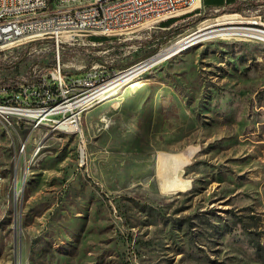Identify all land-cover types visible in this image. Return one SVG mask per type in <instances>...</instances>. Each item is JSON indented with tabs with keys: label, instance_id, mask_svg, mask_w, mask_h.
Wrapping results in <instances>:
<instances>
[{
	"label": "rangeland",
	"instance_id": "rangeland-1",
	"mask_svg": "<svg viewBox=\"0 0 264 264\" xmlns=\"http://www.w3.org/2000/svg\"><path fill=\"white\" fill-rule=\"evenodd\" d=\"M237 1L123 36L81 34L59 54L52 38H23L0 50V64L23 58L0 84L29 87L59 56L67 74L126 68L224 16L264 28V6L241 13ZM151 66L78 132L0 122V264H264V39L212 36Z\"/></svg>",
	"mask_w": 264,
	"mask_h": 264
},
{
	"label": "built area",
	"instance_id": "built-area-1",
	"mask_svg": "<svg viewBox=\"0 0 264 264\" xmlns=\"http://www.w3.org/2000/svg\"><path fill=\"white\" fill-rule=\"evenodd\" d=\"M253 1L264 6V0ZM202 4V0H95L88 5L64 8V0H0V50L23 38L37 36L52 38L59 54L60 46L73 44L81 33L123 36L142 27H154L165 18L189 14ZM149 59L121 69L94 63L74 75L63 70L59 56L51 75L37 81L34 75L29 87L14 80L0 84V107L17 114V125H10L8 119L0 122L17 128L27 119L40 117V124L34 127L51 124L55 129L78 132L81 129L73 127L76 119L153 67L147 66L133 77L118 81L127 70L145 66ZM93 87H100L98 101H88V91ZM26 150L27 141L21 140L19 152Z\"/></svg>",
	"mask_w": 264,
	"mask_h": 264
},
{
	"label": "bare ground",
	"instance_id": "bare-ground-1",
	"mask_svg": "<svg viewBox=\"0 0 264 264\" xmlns=\"http://www.w3.org/2000/svg\"><path fill=\"white\" fill-rule=\"evenodd\" d=\"M89 1H95V0H64V8H73V6L88 5ZM244 21H247V20L241 16L229 15V16H224L221 18H217V19H214L211 21L204 22L198 28H196V29L194 28L193 30H191L185 34H182V35L178 36L177 38H175L174 40L170 41L169 43L165 44L158 54H156L155 56H153L152 58H150L148 60V63L145 66H141V67L134 66V67L130 68L129 70H127L125 73H123L119 77L118 81H124L126 79H129V78L133 77L134 75L142 72L147 66H151V65H153V63L160 61L161 59H164L167 56H171V55H173V54H175L181 50L186 49L187 47H190V46H192L198 42H201V41H203L209 37H212V36H219V35H223V34H235V33L239 34L240 33V34H243L244 36L245 35L257 36L259 38L262 37L264 39V28H260V27H256V26L252 25V24L258 23L257 21H255V22H244ZM240 22H243L241 24H245L243 26H246V27H239L237 25H233L235 23H240ZM228 24H232V25H228ZM224 25H227V26L223 27ZM250 25H252L253 27ZM251 28H255V29H251ZM81 34H84V33H81ZM99 95H100V87H93L92 90L88 91V101H98ZM0 119H8V123L10 125H17V114L13 113L12 110L7 109L6 107H0ZM76 121L77 122H75L73 127L80 129L81 128V126H80L81 121L79 118H77ZM25 123L26 124L27 123L32 124L33 126L40 124V117H33L30 119H27L24 122V124ZM10 128L13 129L16 127H10ZM63 130L69 132V129H63ZM192 153L193 152L191 151V154ZM81 154H82V158H84L85 151L83 150L81 152ZM175 156L173 158H175ZM170 157H169V159H170ZM162 160H164V159H162ZM167 161H169V160L167 159ZM165 164H167V163H165ZM0 188H1V175H0Z\"/></svg>",
	"mask_w": 264,
	"mask_h": 264
},
{
	"label": "trees",
	"instance_id": "trees-1",
	"mask_svg": "<svg viewBox=\"0 0 264 264\" xmlns=\"http://www.w3.org/2000/svg\"><path fill=\"white\" fill-rule=\"evenodd\" d=\"M228 3H231L233 0H226ZM205 6H209V7H217L214 5H222V1L220 0H204ZM258 3L256 2H247V1H241L237 7L235 8L237 12H241V13H245L244 11H246L245 9L247 7H251V6H257ZM202 17L199 18H195L189 22H185L182 24H178L175 25L173 27H171L167 32H165V34L163 35V39L164 41H168L170 39H172L175 35H177L180 31L185 30L191 26H193L196 22H198ZM177 20V18H170L166 23V26H169L171 24H173L175 21ZM102 38V37H101ZM103 39V38H102ZM105 48H108L107 46H105ZM23 58L18 59L17 61H15L13 64L11 65H4V64H0V68H14L17 67L19 65V63L22 61ZM50 66H54V64H50Z\"/></svg>",
	"mask_w": 264,
	"mask_h": 264
},
{
	"label": "crops",
	"instance_id": "crops-1",
	"mask_svg": "<svg viewBox=\"0 0 264 264\" xmlns=\"http://www.w3.org/2000/svg\"><path fill=\"white\" fill-rule=\"evenodd\" d=\"M220 1H222L223 3H222V5H214V6H217V7H226L227 5H231V3H228L226 0H220ZM239 1V0H238ZM237 1V2H238ZM242 1H247V2H255V1H253V0H242ZM202 3L205 5V3H204V0H202ZM256 3H258V2H256ZM260 3H258V5H259Z\"/></svg>",
	"mask_w": 264,
	"mask_h": 264
},
{
	"label": "water",
	"instance_id": "water-1",
	"mask_svg": "<svg viewBox=\"0 0 264 264\" xmlns=\"http://www.w3.org/2000/svg\"><path fill=\"white\" fill-rule=\"evenodd\" d=\"M159 53V52H158ZM158 53H156V54H158ZM156 54H154V55H152L151 57H153V56H155ZM151 57H149V58H151ZM17 193V192H16ZM18 194V193H17Z\"/></svg>",
	"mask_w": 264,
	"mask_h": 264
}]
</instances>
